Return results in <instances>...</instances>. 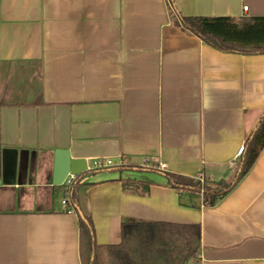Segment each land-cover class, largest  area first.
<instances>
[{
    "label": "crops",
    "instance_id": "crops-1",
    "mask_svg": "<svg viewBox=\"0 0 264 264\" xmlns=\"http://www.w3.org/2000/svg\"><path fill=\"white\" fill-rule=\"evenodd\" d=\"M179 16L264 17V0H0V264H82L78 214L52 185L58 151L80 174L115 162L78 189L103 264L127 222L145 225L153 260L264 264V146L211 207L164 177L234 183L264 116V53L217 50ZM165 224L198 226L195 256L179 253L191 230Z\"/></svg>",
    "mask_w": 264,
    "mask_h": 264
},
{
    "label": "trees",
    "instance_id": "trees-1",
    "mask_svg": "<svg viewBox=\"0 0 264 264\" xmlns=\"http://www.w3.org/2000/svg\"><path fill=\"white\" fill-rule=\"evenodd\" d=\"M176 24L184 31L198 37L205 44L223 51L241 54H263L264 53V17H253L243 20H235L229 17H178ZM264 146V116L259 120L258 125L250 136L247 147H244L242 164L238 176L233 184L224 180L209 182L201 179H191L182 176L165 174L166 184L177 190H182L193 198H201V204L206 207L215 205L221 200L241 179L251 165L254 163L258 153ZM132 169L130 167L119 168ZM141 170L140 168H133ZM100 171V170H98ZM96 171H86L79 174L73 182L68 193V203L73 211L79 208L78 189L81 185L91 184L83 182L84 178H91ZM202 181V184L200 183ZM169 228L190 229V235L183 237L181 244L183 260L195 256L199 245L198 226H179L165 224ZM144 224L138 222H127L122 224V241L116 246H108L109 264H175L173 260L161 262L152 259L148 244L143 236H139ZM79 228V252L82 264H103L100 251L102 247L96 245L91 219L83 215L78 216ZM126 239H129L128 241ZM148 251V252H147ZM154 253H157L155 251ZM158 254V253H157ZM181 264V263H179Z\"/></svg>",
    "mask_w": 264,
    "mask_h": 264
},
{
    "label": "water",
    "instance_id": "water-1",
    "mask_svg": "<svg viewBox=\"0 0 264 264\" xmlns=\"http://www.w3.org/2000/svg\"><path fill=\"white\" fill-rule=\"evenodd\" d=\"M8 151L6 150L2 153L3 158V168H2V179L1 183L4 185H12L15 181V170H16V161L13 160L11 164H6L4 160V155ZM14 153V152H13ZM83 169L75 167L74 163L69 160L67 153L65 152H56L55 153V162L53 168V176H52V185L53 186H61L64 182V179L68 173L80 174ZM76 212L80 218L83 219V214L76 208Z\"/></svg>",
    "mask_w": 264,
    "mask_h": 264
},
{
    "label": "built area",
    "instance_id": "built-area-1",
    "mask_svg": "<svg viewBox=\"0 0 264 264\" xmlns=\"http://www.w3.org/2000/svg\"><path fill=\"white\" fill-rule=\"evenodd\" d=\"M246 9V8H244ZM244 152V146H240L236 152V156L239 157L242 153ZM116 166L115 162L113 160L110 159H96L93 160L91 168L89 169V171H93V170H100V169H105V168H110ZM145 168H150L149 165L147 163H144L143 165ZM158 170H164L165 169V165L164 164H159L156 167ZM78 174H74V173H68L64 179L63 182V186H65V193L64 196L66 199L61 201V205L63 206V208L65 209V211L67 213L72 212V208L70 207V204L68 203V193H69V189L71 187V185L73 184V182L76 180Z\"/></svg>",
    "mask_w": 264,
    "mask_h": 264
},
{
    "label": "rangeland",
    "instance_id": "rangeland-1",
    "mask_svg": "<svg viewBox=\"0 0 264 264\" xmlns=\"http://www.w3.org/2000/svg\"><path fill=\"white\" fill-rule=\"evenodd\" d=\"M200 183L202 184V181ZM54 198L58 200L60 198V194L58 192H56L54 194Z\"/></svg>",
    "mask_w": 264,
    "mask_h": 264
}]
</instances>
